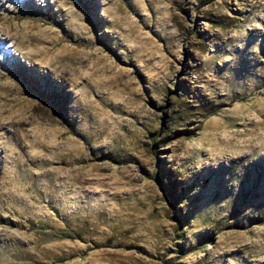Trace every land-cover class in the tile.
Masks as SVG:
<instances>
[{
  "label": "rangeland",
  "instance_id": "374dc122",
  "mask_svg": "<svg viewBox=\"0 0 264 264\" xmlns=\"http://www.w3.org/2000/svg\"><path fill=\"white\" fill-rule=\"evenodd\" d=\"M1 1L0 264H264V0Z\"/></svg>",
  "mask_w": 264,
  "mask_h": 264
},
{
  "label": "bare ground",
  "instance_id": "6f19581e",
  "mask_svg": "<svg viewBox=\"0 0 264 264\" xmlns=\"http://www.w3.org/2000/svg\"><path fill=\"white\" fill-rule=\"evenodd\" d=\"M1 4L2 1L0 0V6ZM1 20L2 18L0 16V21ZM2 35L7 39L11 35L15 43H20L24 47L28 46L26 49L30 52L35 53L36 51H39V55L42 57L50 55V48L44 47V50L42 49L45 41L44 38L41 37L37 25L35 29H28L27 25L20 30H16L14 28H4L2 29ZM8 53L9 48L5 54ZM22 69L23 67L18 65V69L11 68L9 73H4L2 75L3 82L0 83V147L7 143V139L12 140L14 137H17V148L24 150L35 142V138H31L29 135V129H33L34 136L40 129V127L31 128V124L34 120L39 118V116L34 112V108H37V106H34L33 104L31 105V101L27 99L28 97L25 95V89L21 82L13 78L12 72L22 74ZM6 108L9 109L7 115H5V113H7ZM8 127L11 128L9 133L7 131ZM41 129L44 130L43 128ZM10 150L12 152V149Z\"/></svg>",
  "mask_w": 264,
  "mask_h": 264
},
{
  "label": "trees",
  "instance_id": "16d2710c",
  "mask_svg": "<svg viewBox=\"0 0 264 264\" xmlns=\"http://www.w3.org/2000/svg\"><path fill=\"white\" fill-rule=\"evenodd\" d=\"M157 138V135L154 137V139L153 140H155Z\"/></svg>",
  "mask_w": 264,
  "mask_h": 264
}]
</instances>
